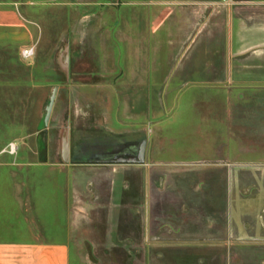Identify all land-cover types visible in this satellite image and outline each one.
<instances>
[{"label":"rangeland","instance_id":"374dc122","mask_svg":"<svg viewBox=\"0 0 264 264\" xmlns=\"http://www.w3.org/2000/svg\"><path fill=\"white\" fill-rule=\"evenodd\" d=\"M1 1L14 3L23 18L22 28L0 39L3 178L15 162H38L43 133L51 148L48 161H57L52 150L57 140L54 134L65 119L73 126L72 144L98 149L80 150L78 161L124 147L125 158L133 164H158L151 171L153 179L162 181L156 208L159 214L174 218L175 228L173 234L161 233V238L185 242L187 237H196L191 231H181L197 223L200 214L193 210L187 218L180 213L174 186L178 180L186 179L190 187L201 178L213 180L217 165L231 163L243 195L260 189L264 183V105H252L264 93L230 89L215 81L214 66L219 60L198 57L201 47L206 54L214 53L213 36L208 44L190 48L191 40H185L191 28L183 12H174L168 20L163 15L161 26L152 32L149 22L156 12L137 7V0ZM23 49H32L33 55L23 59ZM247 99L250 106L243 103ZM10 143L16 146L13 156L4 152ZM216 172L223 177V170ZM178 189L185 191L180 185ZM85 197L99 203L79 202L85 217L78 219L72 235L70 263L135 264V252L107 245L105 196L79 198ZM122 224L132 229L137 223L124 213ZM238 248L232 259L237 258L239 264L264 258L260 249ZM186 251L200 261L204 255L210 260L206 264H213L217 254L226 258L223 251L213 249ZM158 252L154 264H170L164 253L185 251Z\"/></svg>","mask_w":264,"mask_h":264},{"label":"crops","instance_id":"0c3cea01","mask_svg":"<svg viewBox=\"0 0 264 264\" xmlns=\"http://www.w3.org/2000/svg\"><path fill=\"white\" fill-rule=\"evenodd\" d=\"M14 5L0 0L2 41L23 27V18ZM134 5L156 12L149 22L152 32L161 26L164 16L168 20L174 12H183L191 28L188 38L183 39L191 40L189 46L208 44L209 36H213L214 53L206 54L201 47L198 57L219 60L214 66L215 81L230 89L264 93V0H137ZM260 96L252 106L264 105V96ZM243 103L250 106L248 99ZM56 127L52 150L57 161H48L51 148L45 144L42 132L38 162H15L7 168L5 178L0 173V264H71L72 235L78 219L85 217L79 202L87 206L99 203L80 199L84 194L105 196L107 245L135 252V264H154L159 260L158 250L185 251L164 253L170 264L210 261L204 255L201 261L187 256L189 249L223 251L226 258L217 254L213 264L241 263L232 259L241 246L264 251V183L255 194L243 195L231 163L217 165L213 180L201 178L192 188L186 179L174 182L180 213L187 218L193 210L200 214L197 223L181 229L196 237H187L185 242L161 238V233L173 234L175 228L174 218L159 214L156 208L162 181L153 179L151 171L158 164H133L132 159L125 158L128 151L124 147L93 153L91 160L78 161L80 150L98 149L72 144L74 130L68 120ZM2 167L1 163L0 171ZM222 170L224 175L219 178L216 171L221 174ZM19 171L22 174L17 178ZM179 185L185 191L178 189ZM211 186L213 189L207 190ZM124 213L134 217L137 224L132 229L122 224ZM206 238L214 241L206 242ZM243 239L252 242H240ZM251 264H264V258Z\"/></svg>","mask_w":264,"mask_h":264},{"label":"built area","instance_id":"2783aa9c","mask_svg":"<svg viewBox=\"0 0 264 264\" xmlns=\"http://www.w3.org/2000/svg\"><path fill=\"white\" fill-rule=\"evenodd\" d=\"M33 55V51L32 49H23L21 51V57L23 59H28L30 58L31 56ZM5 152L8 154V155H15L16 154V146L14 144H9L5 150Z\"/></svg>","mask_w":264,"mask_h":264},{"label":"water","instance_id":"95a60500","mask_svg":"<svg viewBox=\"0 0 264 264\" xmlns=\"http://www.w3.org/2000/svg\"><path fill=\"white\" fill-rule=\"evenodd\" d=\"M53 98H54V94L51 96V99H50V102H49V104H48V108H47V112L49 113V111H50V109H51V107H52V104H53ZM47 117H48V114H47V116L45 117V124L44 125H46L47 124Z\"/></svg>","mask_w":264,"mask_h":264}]
</instances>
